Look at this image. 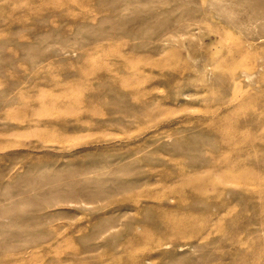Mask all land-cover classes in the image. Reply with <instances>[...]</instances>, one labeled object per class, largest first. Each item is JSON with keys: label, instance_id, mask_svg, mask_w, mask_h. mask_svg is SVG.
I'll use <instances>...</instances> for the list:
<instances>
[{"label": "rangeland", "instance_id": "1", "mask_svg": "<svg viewBox=\"0 0 264 264\" xmlns=\"http://www.w3.org/2000/svg\"><path fill=\"white\" fill-rule=\"evenodd\" d=\"M0 264H264V0H0Z\"/></svg>", "mask_w": 264, "mask_h": 264}, {"label": "bare ground", "instance_id": "2", "mask_svg": "<svg viewBox=\"0 0 264 264\" xmlns=\"http://www.w3.org/2000/svg\"><path fill=\"white\" fill-rule=\"evenodd\" d=\"M17 95H18V97H21V98H23L24 97V92L23 91H19L18 93H17ZM11 104V103H10ZM6 105V104H5ZM5 105H4V109L6 108L5 107ZM11 107V106H10ZM2 109V108H1ZM9 109V108H8ZM6 110V109H5ZM10 111V110H9ZM33 113V112H32ZM17 116V115H16ZM150 197H154V198H156L157 197V195H154V196H150ZM165 221H166V219H165ZM164 223V222H163ZM146 227V226H145ZM158 244H160V242H158Z\"/></svg>", "mask_w": 264, "mask_h": 264}]
</instances>
